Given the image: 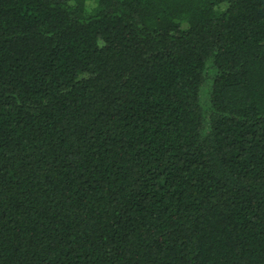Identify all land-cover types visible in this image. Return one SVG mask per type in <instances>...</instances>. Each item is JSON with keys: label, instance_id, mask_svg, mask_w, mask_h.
Listing matches in <instances>:
<instances>
[{"label": "trees", "instance_id": "1", "mask_svg": "<svg viewBox=\"0 0 264 264\" xmlns=\"http://www.w3.org/2000/svg\"><path fill=\"white\" fill-rule=\"evenodd\" d=\"M0 264H264V0H0Z\"/></svg>", "mask_w": 264, "mask_h": 264}, {"label": "rangeland", "instance_id": "2", "mask_svg": "<svg viewBox=\"0 0 264 264\" xmlns=\"http://www.w3.org/2000/svg\"><path fill=\"white\" fill-rule=\"evenodd\" d=\"M208 90H209V87L208 86H204L203 89H202V91H201V103L205 107H207L209 105V99L206 96Z\"/></svg>", "mask_w": 264, "mask_h": 264}]
</instances>
